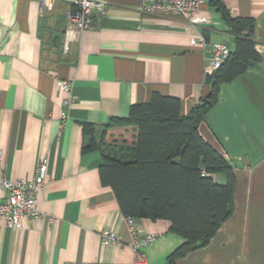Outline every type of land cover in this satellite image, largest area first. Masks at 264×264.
<instances>
[{"label": "crops", "instance_id": "1", "mask_svg": "<svg viewBox=\"0 0 264 264\" xmlns=\"http://www.w3.org/2000/svg\"><path fill=\"white\" fill-rule=\"evenodd\" d=\"M44 1L41 9V0H0L3 174L9 181L31 179L40 158L48 163L40 215L26 218L21 229L0 222V264H167L183 239L166 220L135 219L139 236L155 237L140 249L144 260L137 259L115 195L100 182V152L81 154L83 125L93 127L99 143L112 118L126 117L131 105L154 94L178 99L186 116L210 93V46L233 51L235 38L210 0L201 9L210 22L196 27L143 14L140 0H109L95 26L75 34L64 53L70 0ZM221 1L231 17L253 20L257 56L219 85L199 125L202 139L233 168L234 208L205 247L173 264H264V0ZM57 79L72 83L70 106L62 104ZM60 112L68 116L63 125ZM211 178L226 183L224 174ZM8 195L0 188V203ZM103 229L116 231L124 245H102Z\"/></svg>", "mask_w": 264, "mask_h": 264}, {"label": "trees", "instance_id": "2", "mask_svg": "<svg viewBox=\"0 0 264 264\" xmlns=\"http://www.w3.org/2000/svg\"><path fill=\"white\" fill-rule=\"evenodd\" d=\"M210 1L235 38V48L214 73L209 95L183 116L178 99L154 94L146 103L131 105L126 117L112 118L99 143L91 125L82 129L81 154L100 152V182L112 189L121 213L166 220L170 232L183 239L167 264L205 247L234 208L233 168L202 139L199 125L215 105L219 85L257 60L254 22L231 17L221 0ZM214 174H224L226 183L215 184Z\"/></svg>", "mask_w": 264, "mask_h": 264}, {"label": "built area", "instance_id": "3", "mask_svg": "<svg viewBox=\"0 0 264 264\" xmlns=\"http://www.w3.org/2000/svg\"><path fill=\"white\" fill-rule=\"evenodd\" d=\"M208 0H140L139 9L143 14L156 15L161 17H179L189 25L196 27L208 24L209 18L201 13V9ZM71 8L66 13V24L64 30L63 52L69 50V43L74 35L86 30H91L96 23V17L103 15L106 11L109 0H70ZM45 1L41 0V9ZM198 41H192L195 45ZM204 46V43H201ZM230 49L226 44L219 43L210 46L209 62L206 67V74H213L221 68L230 55ZM56 91L64 94L62 104L70 106L75 102L76 97L72 95V83L69 80L57 79L55 82ZM65 112H60L61 125L67 119ZM2 152L0 151V188L8 190L6 200L0 203V222L9 229H21L26 218H36L40 215L38 210V197L47 182V159L40 158L35 174L31 179H18L15 181L6 180L2 170ZM123 225L128 234L126 243L135 253L139 261L144 260L140 253L142 247L149 246L154 241V236L146 234L139 236L135 228V219L130 216H123ZM102 245H124L118 233L111 229H103L100 232Z\"/></svg>", "mask_w": 264, "mask_h": 264}, {"label": "water", "instance_id": "4", "mask_svg": "<svg viewBox=\"0 0 264 264\" xmlns=\"http://www.w3.org/2000/svg\"><path fill=\"white\" fill-rule=\"evenodd\" d=\"M212 78H213V74H206V76H205V83L207 85H209L211 83V81H212Z\"/></svg>", "mask_w": 264, "mask_h": 264}]
</instances>
